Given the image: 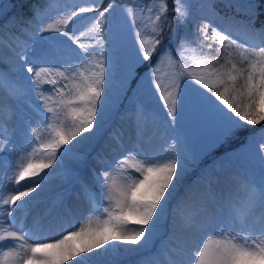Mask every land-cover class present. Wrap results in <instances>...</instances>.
Wrapping results in <instances>:
<instances>
[{"label": "snow or ice", "instance_id": "6c2138e0", "mask_svg": "<svg viewBox=\"0 0 264 264\" xmlns=\"http://www.w3.org/2000/svg\"><path fill=\"white\" fill-rule=\"evenodd\" d=\"M102 3L103 0H46L42 9L33 6V17L26 22L29 27L22 29L25 39L10 32L6 41L0 26V50L5 46L12 49L19 72L16 80L0 79V94L7 91L12 100L30 102L34 92L41 102L36 109L42 107L49 114L44 117L42 128H32L23 137L24 148L17 156L14 175L8 177L16 187L5 196L0 183V264H68L69 261L97 264L99 258L111 254L150 248L163 234L178 182L189 163L198 160L199 153L176 137L172 145L158 151L142 146L139 151L126 149L122 157L95 173L93 181L100 188L99 196L90 185L81 184L90 211L78 228L65 229L62 238L54 240L41 235L36 225L27 231L23 226L16 230V212L27 207L32 199L30 193H35L42 187V181L52 175L46 170L76 145L90 140L103 121V114L109 110L107 98L117 60L107 47V32L116 5L114 0H109L101 10ZM255 7L249 5L253 15ZM126 11L132 18V27L137 29L138 49L135 66L129 65L118 81L116 95L111 98L113 106L121 93L126 96L129 90H134L133 82L137 88H143L147 82L150 87L145 97L158 96L167 113L168 119L163 120L167 131L171 127L169 119L174 123L178 115V93L191 82L211 94H200L216 126L209 149L238 138L245 126L264 123V40L259 47L243 45L228 32L203 22L197 29L202 37L200 43L204 45L208 41L209 50L212 43H217L216 51L222 52V56H201L195 48L189 56L188 41L182 38L175 53L165 48L156 63L140 76L136 68L156 54L165 30L171 28L169 7L167 0H148L143 9ZM171 11L178 24H184L189 16L184 0H173ZM88 13L93 15L86 16ZM33 23L37 25L34 30L30 29ZM242 23L245 31L264 32V27L249 29L247 22ZM65 54H71V59H62ZM162 66H171L172 71L162 72ZM25 71L28 76L23 75ZM3 109L0 100V153L12 143L4 126ZM134 115L139 131L147 119L144 104L137 106ZM152 116L157 118L155 112ZM85 133L91 135L86 137ZM113 139L124 147L120 135ZM70 144L72 148L67 147ZM96 160L102 166L106 163L99 153ZM261 169L259 178L250 172L235 177V191L216 212L203 207L186 209L183 203L173 208L172 227L175 228L179 218L187 232L200 233L203 240L199 246L178 250L175 259L168 258L169 264H264V157H261ZM36 177L39 179H32ZM102 201L107 203L101 210ZM5 211L7 226L3 219ZM9 240L19 243H3ZM120 245L139 248L121 249ZM5 247L9 250L3 251ZM141 264H150L149 258Z\"/></svg>", "mask_w": 264, "mask_h": 264}, {"label": "rangeland", "instance_id": "374dc122", "mask_svg": "<svg viewBox=\"0 0 264 264\" xmlns=\"http://www.w3.org/2000/svg\"><path fill=\"white\" fill-rule=\"evenodd\" d=\"M133 1L135 4L131 5L124 0H114L116 8L112 11L108 23L107 47L115 54L117 68L113 76L114 90L107 98L110 107L103 114V121L90 140H84L76 145L73 151L54 164L51 169L46 170L52 175L42 181V189L39 188L36 192L40 194L41 190H47L50 194L48 196L41 194L42 196L39 195L38 199L32 198L26 208L16 212L17 231L21 226L27 231L36 225L41 235L49 239L62 236L65 229L78 228L89 215V203L81 191V184L87 183L99 196L100 188L93 181L95 173L102 171L108 163L114 162L118 157H122L126 149H133V142L138 144L135 149L137 151L141 146L158 151L160 149L158 145L155 146V142L164 141L166 146H170L175 142L173 137H176L183 140L188 148L195 149L199 153L198 160L195 163H189L186 173L178 182L175 195L169 203L168 217L162 228L163 234L154 241L150 248L111 254L99 258L97 264H141L145 258H149L150 264H169V260L161 257L162 252L175 259L178 250L199 246L203 236L200 233H190L194 234L195 238H193V243L188 244L186 239L189 232L185 230L179 218L176 220L175 228L172 227L173 208L178 203H183L186 209L194 210L203 207L209 212H216L224 207L225 201L235 191V177L250 172L259 178L262 170L261 157H264V151H261V146L264 145V132L259 131L264 129V124L254 129L245 126V130L239 132L238 138L209 149L215 136L216 126L213 114L200 94L208 96L211 94L194 83L189 82L188 86L183 87L178 93V115L174 123L169 119L171 127L167 131L163 124V120L168 119L167 113L158 96L145 97V92L150 87L147 82H144L143 88H137L133 82L134 90H129L126 96L121 93L120 100L116 102V105H112L111 98L116 95L118 81L129 65L135 66L133 61L138 49L137 29L132 27V18L126 9L131 8L135 11L143 9L148 4V0ZM256 2L257 0H184L189 16L184 24H178L175 13L171 11L173 0H167L171 28L165 30L163 43L157 49L156 54L136 68L137 73L140 76L145 75L165 48H170L175 53L182 38L188 41L186 54L189 56L192 55L193 48L201 56L212 58L222 56V52L216 51L217 43H212L211 50L206 46L208 41L204 42V45L200 43L202 37L197 29L203 22H210L218 30L228 32L238 43L259 47L261 41L264 40V32L245 31L244 23H242L247 22L249 29L264 27V15L259 16L257 7L253 15L249 8L250 4L255 5ZM22 3L26 8L24 10ZM108 3L109 0H103L101 10ZM33 6L42 9L46 6V0H0V26H3L6 41L9 40L8 33L10 32L21 39L27 38L22 29L29 27L26 22L33 17ZM261 18L262 20H259ZM44 23H47V20ZM36 27L35 23L30 25V29L33 30ZM211 34L212 31L209 28L208 35L211 36ZM44 35L58 36L57 33H45ZM62 59H71V54H65ZM17 63L15 53L10 47L5 46L0 50V79L10 77L16 80L19 76L15 68ZM165 71L171 72L172 67L162 66V72ZM23 75L28 76V73L25 71ZM21 83L27 85L26 81H21ZM211 99L215 100V97ZM0 100L4 104L2 117L4 126L12 142L3 153H0V183L3 184L4 194L7 196L9 191L16 187L8 177L14 175L17 156L24 148L23 137L32 128L37 126L42 128L44 117L49 114L43 112L42 107L39 110L36 109L35 106L40 105L41 102L34 92L30 102L12 100L8 97L7 91L0 94ZM140 104H144L146 108L147 119L142 122L138 131L134 113ZM153 112L157 114L155 119L152 116ZM89 135L91 134H84L86 137ZM115 135L121 136L123 148L114 142ZM249 136L251 139H248ZM79 139L78 137L77 140ZM72 144H75V141ZM67 147L72 148V145ZM97 153L105 158L106 163L103 166L96 160ZM43 175L41 173V176ZM73 177H78V179H73ZM32 179H39V177ZM31 194L30 197H32ZM45 197L44 207H40L38 202ZM106 203L107 201H102L101 210ZM44 209L56 210L43 220ZM3 219L7 226L6 211L3 213ZM3 243L7 245L19 242L9 240ZM120 247L121 249L139 248L138 245H120ZM8 250L7 247L3 249V251ZM68 264H74V262L69 261Z\"/></svg>", "mask_w": 264, "mask_h": 264}, {"label": "bare ground", "instance_id": "6f19581e", "mask_svg": "<svg viewBox=\"0 0 264 264\" xmlns=\"http://www.w3.org/2000/svg\"><path fill=\"white\" fill-rule=\"evenodd\" d=\"M151 129V128H150ZM152 143V142H151ZM138 144H137V142H133V147L132 148H137L138 146H137ZM156 145H158V148L159 149H161V148H163V147H165L166 146V143H164V141L162 142H155V146ZM157 147V146H156ZM90 171V170H89ZM199 187V186H198ZM42 189V188H41ZM38 190V189H37ZM40 191V190H39ZM42 192L40 193V194H38L37 192H35V193H32L31 195H32V198H37L38 199V196L39 195H46L47 194V196H48V194H50V193H48V191L47 190H41ZM41 195V196H42ZM46 196V197H47ZM40 197V196H39ZM46 197L45 198H42L39 202H38V204L40 205V207H44V204H45V200H46ZM27 198V197H26ZM25 200H29V198H27V199H25ZM47 204V203H46ZM39 207V208H40ZM55 210L56 209H53V210H48V209H44L43 210V214H42V216H43V220L44 219H46L48 216H50V214H53L54 212H55ZM66 211V210H65ZM38 214V213H37ZM188 234V237H187V242H188V244H191V243H193V238H195L194 236V234H190V233H187ZM194 235V236H193ZM190 237V238H189ZM56 238H62V236H57ZM55 237L53 238V239H49V240H54V239H56ZM162 256V258L163 259H165V260H169L168 258H169V256H167V255H165V253L164 252H162V254H161Z\"/></svg>", "mask_w": 264, "mask_h": 264}, {"label": "trees", "instance_id": "16d2710c", "mask_svg": "<svg viewBox=\"0 0 264 264\" xmlns=\"http://www.w3.org/2000/svg\"><path fill=\"white\" fill-rule=\"evenodd\" d=\"M20 2H22V1H20ZM124 2H126V3H128V4H131V5H133V4H135V1H133V0H124ZM29 3V2H28ZM260 3V4H259ZM255 6L257 7V9L259 10V16L262 14V15H264V0H257V2H256V4H255ZM22 9L24 10V9H26L25 8V6H24V3H22ZM259 20H262V18L261 19H259ZM137 72H138V70H136ZM113 90H114V87L112 86V88L109 90V95L110 94H112L113 93ZM264 123H262V124H260V125H256V126H249V128L250 129H254V128H257V127H259V126H261V125H263Z\"/></svg>", "mask_w": 264, "mask_h": 264}]
</instances>
